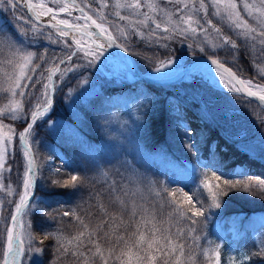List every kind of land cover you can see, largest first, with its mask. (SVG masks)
Wrapping results in <instances>:
<instances>
[{
  "label": "snow or ice",
  "instance_id": "snow-or-ice-1",
  "mask_svg": "<svg viewBox=\"0 0 264 264\" xmlns=\"http://www.w3.org/2000/svg\"><path fill=\"white\" fill-rule=\"evenodd\" d=\"M52 2L61 4L58 10L49 7L44 0H39L38 3L33 0H0V11L11 13L7 22L11 28L0 25V74L3 76L0 93L6 94L7 98V102L0 107V129L7 128V132H0V192L6 193L7 196H18L17 200L6 202L0 199V224H3L0 228V264H24L25 260H28L29 264H44V248L36 243L37 233L32 230V220H25V217H29L33 212L47 216L57 224L62 222L63 217H71L75 224L76 230L71 235H65L59 228L49 231L41 226L42 239L39 245H43L47 239L55 241L54 260L49 264H199V258L206 264H221L219 244L214 247L212 242H209L207 247L200 244L201 230L197 226L201 224L200 218L205 217L206 211L205 201L201 198L202 191L206 190L207 198L211 200L208 207L218 209L221 207V198L233 189L239 188L244 192L258 189L264 193V181L222 179V175L217 174V169L211 173L212 178L217 181L214 187L205 176L190 195L183 188H170L162 181L147 178L130 161L124 159L120 161V168L116 169V174L121 177L120 181L112 180L107 183L106 189L89 192L88 200L83 201V207L77 205L76 208L64 210L62 213L57 209L54 210L57 215L53 216L40 208L34 199L39 166L36 164L37 156L33 152L30 138L33 137L37 121L44 119L53 107V77L59 74L63 80L69 72L93 67L100 62V58L105 56L108 49L115 47L128 52L126 44L133 35L149 39L156 36L157 30H160L169 34L161 36L160 39H170L174 36L188 39L197 35L208 37L211 30L216 33L217 38V42L210 44L213 50L228 47L233 50L232 62H237L240 46L209 18L210 8L212 16L224 21L234 33H238L242 40L248 42L250 62L257 75L264 78V0H163L164 4L175 5L173 9L162 7L159 0H115L114 5H110L109 0H100L99 8L95 9L99 22L85 12V7L91 8L90 4L79 7L81 15L76 17L75 21L82 19L83 24L57 18L58 12L71 16V9L78 7L75 0ZM110 6L117 9L115 16L119 21L127 22V26L108 21L100 10ZM23 8L28 10L29 15L25 16L20 11ZM145 8L147 11H143ZM119 9H129L131 13L122 15ZM48 16V26L56 30L66 48L71 49L75 45V50L57 58L58 63L53 60L54 66L45 70L47 76L41 72L40 79L34 81L33 74L40 65L33 64L37 53L25 47V40L29 31H41L32 21H40L42 17ZM51 37L52 34L49 33L45 39L51 41ZM204 43H208L207 39L197 44L201 52L205 50L202 46ZM162 46L167 47L166 44ZM188 47L191 48L192 44ZM78 53H83L79 57L84 61L83 64L72 63ZM45 55L46 53L39 59L43 60ZM112 55L109 54V58ZM209 60L224 88L235 95L249 98L250 102L254 98L261 108H264V84L238 76L236 71L226 67L219 58L210 56ZM173 63L171 58L160 60L159 66L153 71L166 75L164 69H171ZM60 65L68 66L61 69ZM206 70L212 72L211 67ZM45 79L47 82L43 83V90L36 98L35 105L26 111L24 97L28 93L25 90L29 86L35 88ZM80 84H88V79L82 78ZM71 92L70 89L68 94L71 95ZM141 95L147 101V94ZM254 117V122L264 123V114L254 112ZM3 118L23 119V131L17 133L11 125L3 123ZM141 119L142 117H137L133 120L128 129L129 135L126 139L129 144L133 143L135 133L141 130ZM179 124L183 127L182 121ZM185 135L191 136L192 130L185 128ZM14 138L19 139L23 155L27 159L22 191L19 193H16L11 184L5 186L2 179L8 146ZM188 146L192 147L191 144ZM242 148L247 151V145H242ZM209 151H213L211 146ZM6 170L11 171L10 168ZM49 171L58 176L62 169L50 168ZM102 174L108 176L107 171ZM51 183L75 192L84 186L85 177L69 173L68 178L62 182L54 179ZM178 193L183 199L177 198ZM6 203L11 206L10 209L5 207ZM6 211L7 215H4ZM231 264H237L236 257L232 258ZM240 264H244V261L241 260Z\"/></svg>",
  "mask_w": 264,
  "mask_h": 264
},
{
  "label": "trees",
  "instance_id": "trees-1",
  "mask_svg": "<svg viewBox=\"0 0 264 264\" xmlns=\"http://www.w3.org/2000/svg\"><path fill=\"white\" fill-rule=\"evenodd\" d=\"M81 3L83 2L81 1ZM10 17L7 12L0 11V25H7L11 28V25L7 23ZM209 18L221 27L225 35L231 36L240 46L237 62H232L233 50L228 47L215 50L204 48L203 52L198 48L187 47L188 43L184 41L193 40L191 37L185 39L183 36H174L170 39H157V37L163 35L161 33L149 39L136 40L134 38L132 46H126L142 71H146L151 67L146 63V53L153 51L158 54L156 57L161 59L169 54L178 55L180 51V53H190L189 58L199 54L212 55L228 64L241 77L262 80L250 62L251 55L248 42L233 36L234 33L229 32L230 30L223 21L211 15L210 9ZM37 28L41 30L40 33L29 31L28 38L25 40V47L37 53V59L33 61L34 65L42 63L39 57L45 53L43 60L46 63L52 56L64 57L66 53L74 49V45L71 49L66 48L63 39L50 27L37 23ZM49 33L52 34L51 41L45 39ZM168 35V33H165V36ZM69 43H71V39H69ZM165 44L167 47L162 46ZM55 77L57 78V75ZM2 80L3 76L0 74V82ZM262 81L264 82V80ZM203 84L206 87H211L205 82ZM171 86L168 85L166 89L167 96L172 101L182 98L177 96L176 92L170 90L169 87ZM140 87H143L146 92L158 91V94L161 95L159 88H155L149 83L142 82ZM137 91V86L134 87L128 84L119 88L104 86L100 93L84 100V102H80L77 110L72 115L66 101H64L62 89L55 85L53 107L44 119L37 121L34 129L43 144V147L41 146L42 153H40V150L34 151L37 156L36 163L39 166L34 199L38 202L40 208L56 216L57 213L54 210L59 209L62 213L64 210L76 208L77 205L83 207V201L88 200L89 192L106 189L107 183L112 180L120 181L121 177L116 174V169L120 168V164L115 162V158L107 159L108 153L101 148L102 133L97 119L105 113V109L110 106V103H116L117 97L129 96L134 92L137 93ZM182 96L187 99L186 96ZM238 96L250 102L249 98ZM5 99H7L6 94L0 93V107L4 105ZM24 100L26 101V97H24ZM28 105L29 103L26 102V111L31 109H28ZM56 115L66 118L70 123L68 130L61 132L58 136L51 133L47 127L48 120ZM175 117H177L175 112L169 114L163 112L159 114L150 113V116L148 114L146 120L142 123L141 130L135 133L134 138L143 151L154 153L160 158L171 162L175 161L174 164L177 161L181 163L176 168L178 173H175V175L186 190L195 191L203 178L198 173L189 175L190 172L186 171V166L183 164L186 161L185 157L197 162L199 167L205 171L213 187L217 181L212 178L211 173L217 169H219L217 174L222 175V179L230 181H264V160L238 147L236 141L225 134L226 128L216 120H203L198 131V139L191 141L192 149L188 152H181L174 145V142L181 138L177 131L176 120H173ZM3 123L11 125L17 133L25 126L23 119L3 118ZM262 125L263 123H254V126L259 129ZM5 129L7 130V128ZM210 146L213 149L211 152L209 151ZM39 157H42L43 160H40ZM52 157H56L58 162L52 163ZM25 160L20 141L18 138H14L5 158V170H2V179L4 185L11 184L16 193L22 191V179L26 170ZM40 163H42L41 167ZM205 165L211 166L205 167ZM8 168L11 171H7ZM50 168H61L62 172L57 176L49 171ZM104 171L108 172L107 177L102 174ZM120 171L123 173L122 168ZM69 173L85 177V184L78 191L74 192L72 189L58 187L51 183L54 179H59L62 182L68 178ZM221 186L223 187V185ZM16 197V195L7 196L6 193L0 192V199L5 200V202L15 200ZM201 197L206 202L204 206L206 209L205 217L200 218L201 224L197 226L201 230L199 231L201 246L207 247L209 242H212L213 247L219 244L221 246V264H231L233 257L237 258V264H240L241 260L244 261V264H264V193L259 192L258 189H253L251 192H244L239 188L233 189L227 196L221 198V207L218 209L208 207L211 200L207 199L206 190L202 191ZM5 207L11 208L7 203ZM6 213L7 211L4 212V215ZM28 219L32 220V230L37 233V245L44 248L42 257L44 264H49L50 261L54 260L55 241L47 239L44 240L43 245H39V241L42 239L41 226L49 231H56L59 228L65 235H71L76 230L75 224L72 222L71 217H63L62 222L57 224L49 217L37 215L34 212L30 213ZM245 257L250 259H244ZM57 264H60V262H57ZM199 264H206V262L199 258Z\"/></svg>",
  "mask_w": 264,
  "mask_h": 264
},
{
  "label": "rangeland",
  "instance_id": "rangeland-1",
  "mask_svg": "<svg viewBox=\"0 0 264 264\" xmlns=\"http://www.w3.org/2000/svg\"><path fill=\"white\" fill-rule=\"evenodd\" d=\"M81 1L83 3H81ZM33 2L38 3L39 0H33ZM44 2L49 7L57 10L61 6V4L53 3L52 0H44ZM77 2L83 7L84 4H90L91 8L87 9L91 11L90 13L93 16L95 15L94 17L99 22V16L95 9L99 8L100 0H77ZM159 2L161 3L162 7H167L168 9H173L175 7V5L172 4H164L163 0H159ZM109 3L110 5H114L115 0H109ZM20 11L25 16H27L23 9H20ZM100 11L105 14L109 21H114L117 24L127 26V22L119 21L115 16L114 13L117 11V9L114 7L110 6L109 8L101 9ZM119 11L122 15H129L131 13V10L129 9H119ZM143 11H147V9L145 8ZM7 13L11 16L10 12ZM71 13L72 15L69 16L67 13L58 12L57 18L75 21V18L81 15L80 11L78 12L73 10ZM201 14L202 13H200V15ZM135 18L136 17H133V19ZM80 21L83 20L81 19L75 22ZM13 22L15 23V21ZM225 25L227 26L228 30H230L229 32L234 33L226 23ZM142 30L145 32L148 31L147 29ZM209 31L210 35L208 37L197 35L195 37H191L193 40L184 41L188 43L186 46L188 47L189 44H192V48H198L199 50L200 48L197 47V44H201L202 41L207 39L208 43H204L202 46L204 48L213 49L210 44L217 42L216 33L211 32V30ZM161 33L163 34L162 36H165V33L161 32L160 30H157L156 35ZM233 36L241 39L238 36V33H234ZM160 37H157V39ZM134 38L136 40H142L138 36L133 35L130 37L129 41H127L126 45L132 46L134 43ZM82 55L83 53H79L77 57H74L75 59L72 61V63L83 64L84 61L79 58ZM157 55L158 54H155L153 51L146 53V63L151 65V67L146 69V71H144L145 73L154 72L153 69L159 66L160 60H167L169 58H171L174 63L172 64L171 69H164V71L167 73L175 72L190 57V53H180V51L178 55L169 54L161 59H158L156 57ZM57 58L62 57L52 56L46 63L44 60H41L42 63L39 64L40 67L37 68L36 72L33 74V80L35 81L40 79L41 72H44L46 77L47 72L45 70L51 66H54L52 64L53 60L58 63ZM66 66L68 65H60L61 69L65 68ZM210 67L212 68L211 73L208 71L207 73L202 71L190 72L185 79L180 80L179 82L168 83L165 85H154L155 88H159L161 95L158 94V91L146 92L143 87H140L142 82L136 83L133 86L138 87L137 93L134 92L129 96L126 95L120 96V98L117 97L116 103H110V106L106 107L105 113L97 119L98 123L100 124V132L102 133L101 148L103 151L108 153L107 159L115 158V162H118L119 164L120 161L127 159L137 169H139L141 174L147 176V178L157 182L162 181L170 188H183L185 192H188L190 195H192L193 192L186 190L175 175V173H178L176 168L179 167L181 163H178L177 161V163L174 164L175 161L171 162L169 160L160 158L154 153L143 151L140 146H138L134 137L132 144H129L126 139V137L129 135L128 129L132 126V121L137 119V117H142V119L139 121V123L142 125L149 113L159 114L160 112H163L164 114H169L170 112H175L177 117H175V119L173 118V120H176L175 122L177 131L179 132L181 138L175 141L174 145L181 152H188L192 149V147H189L188 145L191 144L192 140L194 141L198 139V131L202 126L203 120H216L219 124H221V126L226 128L225 134L235 140L238 147L243 149L242 145H247V151L250 154L260 157L262 160H264V123L262 126H260V129L254 126V123L256 124V122H254V112L264 114V108H261V106L256 102H249L247 99H242L238 95L229 92L223 87V84L219 82V77L215 74V68L212 66ZM85 77L88 79V84H80V80ZM125 78V68L119 64L117 58H109V56L105 54V56L100 58V62H98L93 67L86 69L81 68L76 72H69L64 76L63 80H61L59 74H57V78L55 77V80L53 78L52 81L54 85H58L62 89L64 101L67 103L69 112H71L73 115V112L77 110L80 102H84V100H87L100 93L102 91V87L104 86L115 87V85L124 83ZM244 78L250 79L247 77ZM262 80H264V78H262ZM262 80L258 79L254 81L256 83L264 84ZM46 82V79L41 80V83L37 84L35 88L29 86V88L25 90L28 95L25 96L26 101L24 100V105L26 102H28V109L35 105L36 98L40 96V93L43 90L42 85ZM203 82L210 85L211 87H206ZM171 84L174 85L171 86ZM168 85L171 86L169 88L172 92H176L177 96H181L182 98H177L176 101H172L170 97L167 96L166 89ZM70 89L72 90L71 95L68 94ZM81 93H85V95H81ZM141 93L147 94V101L144 100V96L141 95ZM181 94L186 96L187 99H185ZM125 101H127L126 104ZM6 102L7 99H5L4 104ZM48 114L49 112L46 115ZM180 121L183 122V127L180 126ZM69 124L70 123H68L66 118L56 115L48 120L47 127L51 133L58 136L61 132L68 130L70 126ZM185 128L192 130L191 136L185 135ZM0 132H7V130L5 128L0 129ZM30 142L33 143V152L40 150V153H42L41 146L43 147V144L41 143V140L35 131L33 133V137L30 138ZM11 144L8 146V148H11ZM39 159L43 160L42 157H39ZM185 160L186 161H184L183 164L186 166V171H188V173L190 172L189 175L198 173L203 179L205 176H207L205 171L199 167L197 162L186 159V157ZM51 161L52 163L58 162V159L56 157H52ZM40 164L39 165L41 167L42 163ZM46 164H48V162H46ZM26 166L27 159L25 160V168ZM177 198L183 199L182 195L179 193L177 194ZM17 199L18 196L15 200ZM137 199H139V197H137ZM193 199H195V196H193ZM205 205L206 202L204 203V206ZM197 206L199 207V205ZM5 215H7V213ZM25 220L27 221L28 217H25ZM2 227L3 224H1V228ZM24 264H29V261L25 260Z\"/></svg>",
  "mask_w": 264,
  "mask_h": 264
},
{
  "label": "water",
  "instance_id": "water-1",
  "mask_svg": "<svg viewBox=\"0 0 264 264\" xmlns=\"http://www.w3.org/2000/svg\"><path fill=\"white\" fill-rule=\"evenodd\" d=\"M75 3H76V5L78 7L74 8V10L79 12V7H83V6L81 4H78V2L76 0H75ZM23 9L25 11V14L29 15L28 10L26 8H23ZM84 10H85V12L88 15L93 16L86 9H84ZM93 18L96 19L94 16H93ZM33 21L35 23H38V24H41V25L49 27L48 24H49V21H50V17H48V18L42 17L40 19V21H35V20H33ZM51 23L54 24L55 21H51ZM76 23L83 24L84 21H80V22H76ZM52 29H54V28H52ZM106 53L113 54V56H115V58H117V60H119V61H121L123 63V67H125V74L126 75H127V72H129L130 74H132L133 77H135L133 80H129L128 77H126L125 80H124V85H122V86H125L126 84L133 85V84H136L138 82L150 83V84H153V85H158V84L165 85V84H168V83L179 82L180 80L185 79L187 75H189V72L192 70L194 65H196L198 63H202V64H205V65L210 67L211 66V61L209 60V57L211 56L213 58H216V57H214L212 55L199 54L197 56H193V57L189 58V60L186 61L185 63H183V65L180 66L177 71L170 72L166 76H157V77H155V76H151L148 73L143 72L140 69V67L138 66L137 61L134 58V56L131 55L129 51L128 52H124L122 49L114 47V48L108 49V51ZM225 66L226 67H230L226 63H225ZM212 67H214V66H212ZM233 71H235V70L233 69ZM237 75L239 76L238 73H237ZM251 100L253 102L258 103V101H256L254 98L251 99Z\"/></svg>",
  "mask_w": 264,
  "mask_h": 264
},
{
  "label": "bare ground",
  "instance_id": "bare-ground-1",
  "mask_svg": "<svg viewBox=\"0 0 264 264\" xmlns=\"http://www.w3.org/2000/svg\"><path fill=\"white\" fill-rule=\"evenodd\" d=\"M35 3V2H34ZM37 3V2H36ZM74 9V8H73ZM73 9H71V11H73ZM48 17H50V16H48ZM47 17V18H48ZM105 54H107L108 56H109V54H111V53H105ZM115 56H111V58H114ZM118 62H119V64L121 65V66H123V63L121 62V61H119L118 60ZM207 67H209V66H207V65H205V64H202V63H198V64H196V65H194L193 66V68H192V70L190 71V72H200V71H202V72H204V73H207V70H206V68ZM168 73H170V72H168ZM167 73V74H168ZM148 74H150L151 76H155V77H157V76H166L165 74H161V73H156V72H150V73H148ZM126 77H128V79L129 80H133L135 77H133L132 76V74H130L129 72H127V75H126Z\"/></svg>",
  "mask_w": 264,
  "mask_h": 264
}]
</instances>
